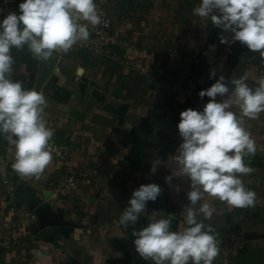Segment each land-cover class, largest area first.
<instances>
[{"label": "crops", "instance_id": "0c3cea01", "mask_svg": "<svg viewBox=\"0 0 264 264\" xmlns=\"http://www.w3.org/2000/svg\"><path fill=\"white\" fill-rule=\"evenodd\" d=\"M163 1L166 5L155 9L145 0L116 5L137 41L138 68L126 67L123 49L114 60L74 49L54 53L47 62L37 61L27 46L10 50L13 80L43 92L45 120L66 156L59 161L53 157L40 180L21 178L11 168L14 146L0 137V238L15 230L28 243L24 255L0 249L3 264H153L135 252L131 232L146 226L153 210L173 217V231L182 226L191 181L178 174L173 159L182 142L176 127L179 114L189 108L202 111L209 98L201 99L199 91L221 75L229 94L231 81L241 77L255 89L264 76V59L238 41L220 44V29L193 14L200 0ZM20 2L0 0V19L18 11ZM213 70L216 76L209 79ZM229 110L240 115L236 105ZM261 114L255 120L244 118L257 150L245 161L254 171L242 179L257 194L255 206L235 208L207 194L196 205L209 202L216 209L211 219L204 220L218 234L221 251L213 264H264ZM173 172L177 175L166 182ZM73 175L87 177L92 184L59 195L56 186ZM148 183L160 186L157 200L147 203L138 222L121 226L119 217L132 192ZM248 233L258 237L248 239Z\"/></svg>", "mask_w": 264, "mask_h": 264}, {"label": "clouds", "instance_id": "9594fccd", "mask_svg": "<svg viewBox=\"0 0 264 264\" xmlns=\"http://www.w3.org/2000/svg\"><path fill=\"white\" fill-rule=\"evenodd\" d=\"M193 14L220 29V44L238 41L264 59V0H200ZM102 22L107 23L96 0H22L18 11L0 19V137L14 146L11 168L21 178L41 179L53 159L54 129L45 120L43 92L25 89L21 81L10 78L14 64L10 50L27 46L37 61L47 62L54 53L67 54L74 46L87 43L89 26ZM215 76L214 70L209 73V79ZM231 84L229 94L225 77L219 76L198 93L201 99L209 98L202 111L189 108L179 114L176 127L182 142L173 159L178 174L191 181L190 204L184 208L179 230H172L171 215L153 210L149 223L131 232L135 252L145 261L213 264L221 251L218 234L204 220L211 219L216 209L209 202L196 208L197 202L205 200L206 194L235 208L254 207L257 202V194L242 179L254 171L245 161L257 150L244 118L255 120L264 113V76L255 89L243 77ZM218 96L227 98L218 101ZM233 105L239 107V116L229 110ZM175 175L166 176L165 181L170 183ZM161 191L156 183L141 184L132 192L119 224L131 227L138 222L147 203L155 202ZM200 214L203 220L198 219Z\"/></svg>", "mask_w": 264, "mask_h": 264}, {"label": "built area", "instance_id": "2783aa9c", "mask_svg": "<svg viewBox=\"0 0 264 264\" xmlns=\"http://www.w3.org/2000/svg\"><path fill=\"white\" fill-rule=\"evenodd\" d=\"M127 0H96L99 12L102 13V20L107 21V23H101L95 27L89 26L90 37L87 43L78 44L74 46V49H80L87 51L90 55L95 58H107V59H118L120 58V50L126 51L125 59L122 62L126 67L138 68V61L140 55L137 49V41L131 35L130 30L132 28L128 27V19L123 13L118 11L117 4ZM163 1V0H162ZM155 2L154 5H160L163 2ZM132 38V40H130ZM136 55H138L136 57ZM139 71L146 73L144 68H140ZM264 72V67L263 71ZM10 78L13 80V72ZM151 82V80H150ZM48 124V123H47ZM51 147L53 149V157L59 161L65 158L66 149L63 146L58 145L53 139L51 141ZM92 184L91 179L87 177H82L79 179L74 175L71 177H66L60 184L56 186V191L61 196H68L75 190L84 189L85 187ZM264 187V179L261 181ZM19 234L15 230H11L4 237L0 238V249H10L14 252L21 251L20 255H24L28 243L26 241L20 240ZM16 254V253H15ZM0 264H3L0 260Z\"/></svg>", "mask_w": 264, "mask_h": 264}, {"label": "rangeland", "instance_id": "374dc122", "mask_svg": "<svg viewBox=\"0 0 264 264\" xmlns=\"http://www.w3.org/2000/svg\"><path fill=\"white\" fill-rule=\"evenodd\" d=\"M146 1V3L147 4H149V5H151L150 7H153L154 9H155V7L157 6V5H154V3L156 2V1H154V0H145ZM157 2H158V0H157ZM148 5V6H149ZM162 5H166V2L165 1H163V3H162ZM158 7V6H157ZM135 38V37H134ZM147 47V46H146ZM262 71H263V67H262V69H261V73H262ZM263 75H264V72L262 73ZM262 115V114H261Z\"/></svg>", "mask_w": 264, "mask_h": 264}, {"label": "water", "instance_id": "95a60500", "mask_svg": "<svg viewBox=\"0 0 264 264\" xmlns=\"http://www.w3.org/2000/svg\"><path fill=\"white\" fill-rule=\"evenodd\" d=\"M119 94H120V91L117 90L115 92V96H119ZM255 237H258V235L254 234V233H248L247 236H246V238H248V239H252V238H255Z\"/></svg>", "mask_w": 264, "mask_h": 264}]
</instances>
